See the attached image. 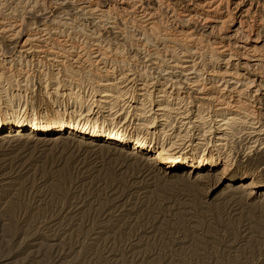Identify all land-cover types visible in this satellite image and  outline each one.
Returning a JSON list of instances; mask_svg holds the SVG:
<instances>
[{"label": "bare ground", "instance_id": "obj_1", "mask_svg": "<svg viewBox=\"0 0 264 264\" xmlns=\"http://www.w3.org/2000/svg\"><path fill=\"white\" fill-rule=\"evenodd\" d=\"M261 73L264 0H0V135L132 147L167 175L249 178L253 194L264 185L228 172L221 140L262 119ZM192 113L218 141L169 137L195 127Z\"/></svg>", "mask_w": 264, "mask_h": 264}, {"label": "rangeland", "instance_id": "obj_2", "mask_svg": "<svg viewBox=\"0 0 264 264\" xmlns=\"http://www.w3.org/2000/svg\"><path fill=\"white\" fill-rule=\"evenodd\" d=\"M255 101L257 127L233 121L221 141L228 172L264 185V90ZM191 116L195 127L176 122L169 137L218 141ZM0 136V264H264V191L242 189L249 178L167 175L152 153L75 135Z\"/></svg>", "mask_w": 264, "mask_h": 264}, {"label": "snow or ice", "instance_id": "obj_3", "mask_svg": "<svg viewBox=\"0 0 264 264\" xmlns=\"http://www.w3.org/2000/svg\"><path fill=\"white\" fill-rule=\"evenodd\" d=\"M262 261H264V257H262Z\"/></svg>", "mask_w": 264, "mask_h": 264}]
</instances>
